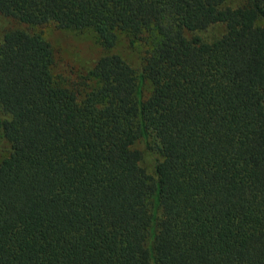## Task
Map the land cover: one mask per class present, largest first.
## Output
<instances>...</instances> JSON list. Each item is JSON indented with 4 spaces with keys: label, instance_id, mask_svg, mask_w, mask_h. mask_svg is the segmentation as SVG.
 I'll return each mask as SVG.
<instances>
[{
    "label": "trees",
    "instance_id": "obj_1",
    "mask_svg": "<svg viewBox=\"0 0 264 264\" xmlns=\"http://www.w3.org/2000/svg\"><path fill=\"white\" fill-rule=\"evenodd\" d=\"M0 15L15 24L0 29V264H264V0H0ZM48 27L103 52L58 76Z\"/></svg>",
    "mask_w": 264,
    "mask_h": 264
},
{
    "label": "rangeland",
    "instance_id": "obj_2",
    "mask_svg": "<svg viewBox=\"0 0 264 264\" xmlns=\"http://www.w3.org/2000/svg\"><path fill=\"white\" fill-rule=\"evenodd\" d=\"M243 1L227 0L231 5H236ZM10 26H15V24L10 19L0 15V29ZM224 30V24L217 22L199 31L198 34L204 40L210 41L219 37ZM44 34L52 43L55 54L57 55L54 72L58 76H72L74 74L85 73L92 66L94 60L103 52L96 43L93 34L87 29L73 32L48 27ZM115 50L122 55L130 67L135 70V73L139 71V54L133 46L128 44L124 35L118 34ZM148 89L149 84L144 80L141 86L142 94H145ZM134 147L141 151L139 164L147 174L153 175V164L158 155L155 152L148 151L141 140H136ZM6 151V144L2 143L0 147V158L5 155Z\"/></svg>",
    "mask_w": 264,
    "mask_h": 264
}]
</instances>
